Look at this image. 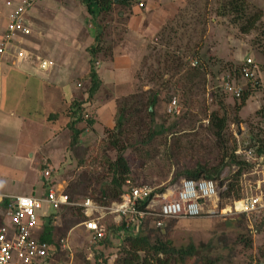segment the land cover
I'll return each mask as SVG.
<instances>
[{"label": "rangeland", "instance_id": "obj_1", "mask_svg": "<svg viewBox=\"0 0 264 264\" xmlns=\"http://www.w3.org/2000/svg\"><path fill=\"white\" fill-rule=\"evenodd\" d=\"M247 2L251 5L252 10H261L249 0ZM66 4H71L74 8L78 7L76 0L73 3L71 1L66 2ZM216 6L217 0L181 1L180 6L168 11L167 20L164 22L165 27L163 26L164 29L162 30L164 32H161V35L159 34L160 39L156 43H148L149 47L140 61L133 82L129 80L125 85L126 87H124L120 82L119 75L113 80L117 87L114 89V93L117 95H120V90L127 93L132 87V93L137 96L132 103H135L139 97L146 102L150 92L160 89V100L154 108L155 120L153 122L148 118L146 120L142 118V116L148 117L149 111L133 112L128 118L124 119L119 135V130L113 131L114 135L119 137V140L126 139L124 143H135L128 146L123 152L130 166V176L125 184V189L129 185H148L154 187L155 192H160L175 183L173 178L178 171L193 170L199 166H204L208 170L218 166L222 161H226V157L229 155L226 152L232 149L234 143H237L240 150L246 148L245 140L249 142L248 121L261 120V116L257 112L259 109L264 108V90L262 88L256 89L254 86H250L252 89L251 95L240 110H237V97L222 91L219 84L222 77L228 74L224 67L226 62L239 65L241 63L240 57L248 51H251L253 58L263 66V73H260L261 77L259 79L264 82V55L260 48V42H264V36L259 37L256 43L255 41L258 38L256 33H241L239 27L231 23L230 17L217 14ZM83 10L76 9L77 12L75 13L79 14L81 18H79L80 21L76 20L75 22H82L81 24L85 27L84 33H86L89 28L91 29L89 23H94V21L88 11L85 8ZM130 14L131 9L128 7L116 5L111 13L105 12L101 17L95 19L97 23L107 26L100 37L103 51L98 52L95 56L96 67L97 62H101L105 58L106 54H103V52H109L110 47L117 49L120 47L121 40L126 38L127 20ZM50 17L54 18L53 15H50ZM262 21L264 22V13ZM155 46L158 49L156 52L153 50ZM164 50H169L172 55L179 57L180 65L177 66L176 63L167 64L164 61L160 64L158 58ZM45 52V56L42 55V57H47L48 53ZM78 52L79 54L82 52L83 55L86 53L82 49ZM87 55L90 58L92 57L89 48ZM192 59L198 60L197 67H199L200 73L197 69H194L195 66L191 65ZM159 68L166 73L160 76ZM164 68L170 69L166 70ZM189 73L196 74L195 79L190 81L188 78ZM82 76L70 77L83 83L86 76ZM239 80L243 86H246V79L240 77ZM174 82L176 86H174ZM171 84L172 86H170ZM85 86L87 87L86 84ZM216 91L220 93H216ZM132 93L129 95H132ZM129 95H122L116 99L117 110L121 99ZM79 96L83 98L84 94L83 97L82 94ZM174 98L180 106L179 114L168 112L169 103ZM33 102H39V100L34 98ZM213 111H218L220 115L226 116L229 122L228 128L222 132L224 135L219 138L215 135V129L211 128L210 124V116ZM78 113L85 120L83 117L84 109L82 108ZM237 116L242 119L239 123L236 121ZM262 121L264 122L263 119ZM171 123L174 126L172 129H168ZM161 124H164V132L147 141L148 135L152 133L153 129H161ZM2 125V122H0V129ZM149 125L151 130L148 132ZM106 126L107 124H103L101 119H96L93 121L88 134L83 136L85 142L90 144L89 155H91L84 166L78 165L72 153H64L65 146L64 148L61 146L62 152L60 155L58 153L59 157L50 155L53 159L52 164L54 162L55 164L59 163L54 160L55 158H65L62 161L64 166L61 165V169L64 171L57 181L63 179V183L67 187L72 183H78V178L82 173H87L88 176L85 178L87 183L91 181L90 172L97 171V167L102 163L96 160L94 164L92 159L95 158L97 151L102 148L101 145L104 144L103 148L108 146L106 137H109V135L105 134V137H103ZM9 132L10 134H5L0 131V192H19L14 195H26L25 193H29L28 190H31L30 187H34L41 193L44 190L43 183H41L43 182L42 176L39 175L41 168L32 165L33 161L30 160L29 154L36 152L41 145L43 153L46 154L47 152L50 154L52 148L54 150L59 149L55 146L54 138L51 139L54 145L47 147L45 145L47 139L51 137L50 130L46 128L44 131H39L38 136H35L33 141L27 137V130L22 129V127L13 124V128ZM140 139L143 142H135ZM108 155L112 159H116L117 151L110 150ZM106 165L103 161V180H110ZM46 167L43 171L52 169L49 166ZM56 167L60 168V164ZM252 168L254 169L251 165L248 170H243L238 179L242 192L244 188H247L242 187L243 175L245 173L250 174L248 172ZM237 169L236 165L224 167L220 174V180H216L220 191V208L225 209L226 205L222 206L223 203L235 199L232 197L226 198L223 193L228 188V184L235 181L234 173ZM52 171L54 172V170ZM56 175L58 174L53 175L54 179ZM250 175L251 177L260 178L264 176V172ZM83 177L82 175V180ZM251 177L249 176L250 180H253ZM222 180L224 184L221 185L220 181ZM82 198V196L76 195V200ZM157 206L158 204L155 205V207ZM60 208L62 207H50L48 209L44 205L43 209L39 210V214L45 210H48V214L53 211L61 212V210L59 211ZM68 212L71 211H63L55 220L62 222L66 215L68 217L79 216L80 218L83 216L80 215L81 213L71 212L68 214ZM259 213L254 212V215L245 214L246 216L238 218L237 216L240 215L238 213L231 216L218 214L210 218H171L170 220H173V222H171L172 227L168 235L176 247H182L193 242L198 249L196 254L200 257L208 253L212 254L213 257L221 256V264H262L264 263V222H262V219L264 218H258L256 214ZM63 214L66 215L63 216ZM234 218L240 221L234 224L232 222L235 220ZM151 220L155 221L152 218ZM78 224L69 230L66 228V234L63 236V238L68 239L73 248L74 264H86L83 256L87 260L89 258L93 260L94 255L99 252H104L108 256V264H113L114 258L120 249V239L113 236L110 246L97 245L93 240V235L90 233L88 236V232ZM111 226L114 225L108 223V229ZM246 238L252 239L253 244L251 247H244L242 240ZM64 255L62 253V259L67 258ZM43 264H46V262Z\"/></svg>", "mask_w": 264, "mask_h": 264}, {"label": "crops", "instance_id": "obj_2", "mask_svg": "<svg viewBox=\"0 0 264 264\" xmlns=\"http://www.w3.org/2000/svg\"><path fill=\"white\" fill-rule=\"evenodd\" d=\"M7 1H12V6H8ZM21 1L0 0V36L6 32L9 12ZM70 1L73 3L75 0H34L33 8L25 14V19L32 29L31 34L18 33L11 51L0 57V122L3 124L0 131L10 134L9 131L14 124L26 129L27 137L33 141L39 131L47 128L50 130L51 137L47 139L46 147L54 145V141L55 146L59 148L56 150L52 148L50 154L48 152L46 154L43 153L41 145L36 152L29 154L30 160L33 161L32 165L41 168L39 175L42 176L43 182L41 183H43L44 190L39 193L34 187H30L29 193L25 194L37 198H43L47 194L49 184L55 183L66 188L63 179L57 181L64 171L61 165L64 166L62 161L65 158L54 159L60 164V168H57L58 164L51 163L53 159L50 155L59 157L58 153L60 155L62 152L61 146L63 148L65 146L64 153L69 152L68 146L72 135L70 107L74 101H82L83 94L87 96V90L91 84L88 77L91 71V58L87 55V50L97 41L98 31L107 27L95 21L94 23L88 21L91 29L89 28L84 33L85 27L81 24L82 22H75L80 21L79 18H81L75 12H77L76 9L82 11L85 8L87 10L86 5L84 1L76 0L78 7L74 8L71 4H66ZM181 1L183 0H140L143 3L142 6L139 2L134 3L127 20L126 38L121 40L120 47L117 49L110 47V51L105 53V58L97 62L96 69L101 84L94 93L88 108L92 118L101 119L103 124H107V129H114L116 125V99L133 92L131 87L127 93L122 90H120V95L114 93V89L117 88L113 81L114 78L119 75L124 87L129 80L133 82L140 61L149 47L148 43H156L160 39L161 32H164L162 30L165 27L164 22L167 20L168 11L180 6ZM249 2L257 5L262 12L264 11V0H249ZM20 47L27 49L32 58L24 61L17 60L16 50ZM81 49L86 52L85 55L82 52L79 54L78 51ZM44 52L48 53L47 57H42V55L45 56ZM243 54L240 57V65L244 64V59L248 55L253 58L251 51ZM38 57L52 60L54 64L47 67L42 66ZM253 60L258 64L260 78V73H263L260 68L263 66L254 58ZM79 75L86 76L83 83L70 77ZM127 77L130 78L127 79ZM79 83L80 87H78ZM81 94L83 98H80ZM34 98L39 102H33ZM52 138H54L53 141ZM43 166H49L54 170L48 183L43 177ZM54 174H58L55 179ZM0 193L14 195L19 192ZM2 205L0 204V207ZM0 221H2L1 211ZM87 234L89 236L90 233Z\"/></svg>", "mask_w": 264, "mask_h": 264}, {"label": "trees", "instance_id": "obj_3", "mask_svg": "<svg viewBox=\"0 0 264 264\" xmlns=\"http://www.w3.org/2000/svg\"><path fill=\"white\" fill-rule=\"evenodd\" d=\"M82 1H84L90 16L93 18V21L101 17L105 12L108 14L111 13L116 5L128 7L129 9H131L132 5L135 2H140V0ZM216 7L217 14L230 17L231 23L237 25L241 33H256V36L258 37L255 41L256 43L259 37L264 36V22L262 21L263 13L258 9L256 11L252 10L251 5L247 2V0H217ZM95 23L97 22L95 21ZM103 31H105V29L103 28L98 31L97 41L89 47L92 57L91 71L88 75L91 83L89 89L87 90L88 94L82 99V101H74L70 107V127L72 129V135L68 150L70 153H72L74 160L77 161L79 166H84L85 163L91 158V155H89L90 144L85 142L83 136L85 134H88V132L91 130L92 123L95 119L90 116L88 120H83L78 111H81L82 108L84 109V111H86V107H83L84 103L90 104L94 93L101 84L95 66V56L98 52L103 51V49L101 48L100 40ZM261 42L260 48L261 52L264 54V42ZM153 50L155 51L158 49L154 47ZM105 53L106 52H103V54ZM158 59L160 64L162 61L166 62L167 64L176 63L177 66L181 63L180 58L176 55H172L169 50H164V52L159 56ZM224 67L225 71L230 74L231 78L235 82L240 83V77L244 78L242 75L243 65H233L232 63L229 64L226 62V65ZM164 69L168 70L170 68ZM194 69H197L198 73H200L199 67L195 66ZM162 70L161 68L158 69L160 76L166 73L164 70ZM258 71L259 70L257 68V71L255 72L256 80L251 81L246 79V86H243L240 83L243 86V90L241 93V97H237L236 100L237 110H240V108L246 103L247 99L251 95L252 89L250 88V86H254L256 89L262 88V90H264V82L259 79ZM195 77L196 74L189 73L188 78L190 79V81L192 79H195ZM170 86H172V84ZM174 86H176L175 82ZM220 89L224 91L222 88ZM159 92L160 89L158 91L150 92L146 102H144L139 97V99L135 101V103H132V101L137 97L133 93L132 95L125 96L121 99L119 109L116 110L115 114L117 120L115 129H104L103 137H105V134L109 135V137H106L108 146L103 148L104 144L101 145L102 148L97 151L95 158L92 159L94 164L95 161L98 160L102 162L101 165L97 167V171L94 170L90 172L91 181L89 183L85 181V178L88 176L87 173H82L78 178V183H72L65 188V192L66 194H68L70 200H76V195L82 196L83 198H91L93 196L92 199L105 205L109 204L113 200L118 199L120 195L125 191V184L130 176V166L123 152L125 151V149H127L128 146H132V144L135 143H124L126 139L123 138L122 140H119V137H116L113 131L119 130V135L120 127L124 119L128 118V116H130L133 112L140 113L144 110H147L149 111L148 117L142 116V118H144L145 120L146 118H148L151 122H153L155 120L154 108L160 100ZM217 92L219 91H216V93ZM88 113H90L91 115L90 109H88ZM257 114L261 116V120L256 122L248 121L249 131L247 132L249 142L245 140V146L246 149H251L255 154L261 155L264 154V122L262 121V119L264 120V118H262L264 116V108L259 109ZM241 120L242 119H240L238 116L236 117V121L238 123L241 122ZM79 124H81V126H79ZM210 124L211 128L215 129L214 132L215 135L218 136L217 138L224 135L222 132L225 131V129H227L229 126L228 118L224 115H220L218 111L212 112L210 116ZM173 126L174 125H172L171 123V126L168 127V129H172ZM150 130L151 127L149 125L147 131L149 132ZM164 130V124H161L160 130L153 129L152 133L148 135L147 141L151 140L157 135L162 134ZM138 141L143 142L141 139L136 140L135 142ZM238 148L239 146H237V143H234L232 149L226 152V154H229L226 157V161H222L218 166H214L208 170L204 166H199L193 170L187 169L178 171L175 173L173 180L176 181L181 176L191 179L205 177L208 179L220 180V174L224 167L236 165L238 169L235 170L234 173L235 181H231L228 184V188L225 190L223 195L226 198L232 197L238 199L242 196V191L239 187L238 179L241 176L243 170H248L251 167V164L246 161V155L244 153H236V150H238ZM110 150L117 151L116 159H112L110 155H108V151ZM103 161L107 164L105 167L107 172L110 174V180H103ZM43 168L45 167L43 166ZM82 175L84 176L83 180ZM220 184H224L223 180L220 181ZM8 201L9 200H5V202L2 203L3 205L2 207H0L2 210H5ZM147 202L148 201H143L141 204L142 207L145 206ZM62 208L59 209V211L61 210V212L53 211L52 213H49L48 215L43 217L42 230L38 235V238L49 243L51 251L54 252V257H56V259L59 261L68 259H62V253L63 255L65 253L60 250V239L65 236V229L68 228L67 230H69L84 219L83 216L82 218H80L79 216L68 217L66 213L63 214V216L66 215V218L62 222L56 221L55 219H57L58 215L63 211L77 212L79 214L81 213L80 215H83L81 212V208L72 206H62ZM71 212H68V214ZM244 216L246 215L240 214L239 216H237V218ZM256 216H258V218H264V211L260 212L258 215L256 214ZM151 218L155 220L154 217H150V219L149 217H146L141 224L140 230L136 233H133L129 230H126L124 234L121 233L123 228L126 227L128 229V227L126 226V222H124L118 228L114 227L116 225L113 224L114 226H111L107 230V234L105 237L94 239L95 243L97 245H103V247H107L111 245L113 236H117L120 239V249L114 258L113 264H221L220 260L222 257L219 255L213 257L212 254L208 253L206 255H202V257L198 256L196 254L198 252V249L193 242H190L188 243V245L182 247H176L175 245H173L168 235V232L172 227L171 222H173V220H166L165 227H157L155 221H152ZM238 221L240 220L235 219L232 222H234L235 224V222ZM262 222H264V219H262ZM242 243L244 247L248 248L252 246L253 241L251 238H246L242 240ZM83 259L85 260L86 264H108V256H106L104 252L96 253L93 260H87L84 256Z\"/></svg>", "mask_w": 264, "mask_h": 264}, {"label": "built area", "instance_id": "obj_4", "mask_svg": "<svg viewBox=\"0 0 264 264\" xmlns=\"http://www.w3.org/2000/svg\"><path fill=\"white\" fill-rule=\"evenodd\" d=\"M12 6V1H7ZM34 0H22L20 4L13 7L8 15L6 32L0 36V57L11 51L14 40L18 33L29 35L32 32L30 25L25 19V14L33 8ZM140 6L143 3H139ZM17 60L24 61L32 58L31 53L22 47L16 50ZM42 66H51L52 60L41 59ZM198 60H191L192 66H197ZM257 64L251 56L244 59L242 75L247 80H256L255 72ZM81 86V84H78ZM220 87L235 97H241L243 86L235 82L230 74L222 77ZM168 106V112L180 113V106L176 99H172ZM83 117L90 118L88 113L89 103L83 105ZM237 153H246V160L252 163V170L248 173L259 174L264 172V154L257 155L251 149H238ZM52 169H45L43 177L50 182ZM245 173L241 180L244 191L238 199L228 200L223 203L226 208H220V191L218 183L214 179L205 177L186 178L180 177L175 183L160 192L148 185L128 186L120 195V198L109 204H101L87 197L80 200H70L65 188L55 183L48 185V192L43 198L32 195H6L0 193V204L9 200L5 210H2V221H0V264H74V251L68 239L60 240V250L65 253L67 260L59 261L54 257V252L47 241L38 238L42 230L43 217L48 215V210L39 214L44 205L48 207L72 206L81 208L84 219L78 224L93 235L94 239L105 237L108 223L120 227L124 222L126 230L133 233L138 232L143 220L148 217L155 218L157 227H165V221L171 218L191 219L197 217H214L218 214L231 216L234 214L250 215L254 212L264 211V176L260 178L251 177ZM248 176V177H247ZM249 176L253 178L250 180ZM245 177V178H244ZM248 179V180H247ZM242 189V188H241ZM148 201L142 207V202ZM238 203L241 205L238 207ZM158 204L157 207L155 205ZM223 210V211H222ZM69 238V237H68Z\"/></svg>", "mask_w": 264, "mask_h": 264}, {"label": "clouds", "instance_id": "obj_5", "mask_svg": "<svg viewBox=\"0 0 264 264\" xmlns=\"http://www.w3.org/2000/svg\"><path fill=\"white\" fill-rule=\"evenodd\" d=\"M80 84V83H79ZM78 87H80V86H78ZM85 97V96H84ZM84 107V106H83ZM238 149H240V148H238ZM244 149H246V148H244ZM244 154L246 155V153L244 152ZM247 161V160H246ZM248 162V161H247ZM248 163H250L251 165H252V163L251 162H248Z\"/></svg>", "mask_w": 264, "mask_h": 264}, {"label": "bare ground", "instance_id": "obj_6", "mask_svg": "<svg viewBox=\"0 0 264 264\" xmlns=\"http://www.w3.org/2000/svg\"><path fill=\"white\" fill-rule=\"evenodd\" d=\"M241 204L240 203H238V207L240 206Z\"/></svg>", "mask_w": 264, "mask_h": 264}]
</instances>
